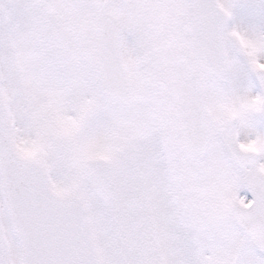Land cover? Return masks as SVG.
<instances>
[{"label":"snow or ice","instance_id":"6c2138e0","mask_svg":"<svg viewBox=\"0 0 264 264\" xmlns=\"http://www.w3.org/2000/svg\"><path fill=\"white\" fill-rule=\"evenodd\" d=\"M0 264H264V0H0Z\"/></svg>","mask_w":264,"mask_h":264}]
</instances>
